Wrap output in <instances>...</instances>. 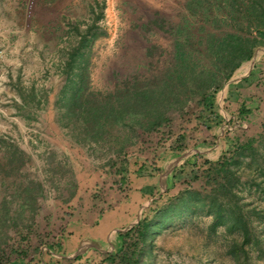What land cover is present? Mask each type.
Listing matches in <instances>:
<instances>
[{"label": "rangeland", "instance_id": "374dc122", "mask_svg": "<svg viewBox=\"0 0 264 264\" xmlns=\"http://www.w3.org/2000/svg\"><path fill=\"white\" fill-rule=\"evenodd\" d=\"M189 1L0 0V264L41 257L44 246L55 245V235H50L65 231L86 199L105 201L111 191L125 192L127 183L121 174L136 171L133 161L147 165L143 171L147 174L162 170L158 150L170 148L178 137L183 141L175 146L179 152L185 148V138L189 147L197 139L214 145L215 138L205 135L210 127H221L222 121L215 122L219 107L212 103L229 81L204 101L170 112L168 120L151 132L120 129L107 142L81 146L62 126L66 63L78 47L79 33L91 28V40L80 48L81 56H76L70 71H82L84 96L102 102L130 90L135 78L153 81L170 69L174 27L182 21ZM253 63H264V45L243 67ZM50 115L67 146L49 127ZM231 127L240 132L245 128L239 121ZM126 138L120 149L116 139ZM251 140L256 159L241 157L239 167H230L236 177L230 182L238 197L234 202L246 231L214 227L206 208L183 211L144 245L135 232L120 245L110 236L107 248L90 258V264H264V124L257 137L241 144ZM237 144L225 147L207 170L192 174L187 179L192 185L183 189L206 196L213 187L212 180L207 181L208 175L214 178L212 167L231 161ZM93 174L99 176L97 182L88 184ZM179 193L160 201L158 193L151 196L155 203L145 208L139 223H154L155 211L175 203ZM226 200L231 208L236 206L229 192L221 198L222 204Z\"/></svg>", "mask_w": 264, "mask_h": 264}, {"label": "trees", "instance_id": "16d2710c", "mask_svg": "<svg viewBox=\"0 0 264 264\" xmlns=\"http://www.w3.org/2000/svg\"><path fill=\"white\" fill-rule=\"evenodd\" d=\"M185 11L182 21L174 27V60L170 69L153 81L135 78L130 90L109 95L102 102H92L84 96L82 71H70L76 56H81L80 48L91 40L88 38L91 28L79 33L78 47L66 63L67 81L60 99L65 107L62 126L76 144L91 146L107 142L120 129L133 134L155 130L168 120L170 112L183 111L187 105L214 95L241 64L251 59L254 50L264 45V0H191ZM128 140L115 142L122 149ZM252 142L238 143L231 161H219L212 167H215L214 178L208 175L207 181L212 180L213 187L206 196L198 191L180 192L175 203L155 211L154 223H138L122 235L121 242L135 232L144 245L179 212L204 208L206 214L213 216L214 227L246 231L245 223L238 217V204L234 202L238 197L233 192L235 185L231 186L230 182L236 177L230 167H239L241 157L256 159ZM14 159L12 156L11 160ZM227 192L231 203L236 204L232 208L229 201L223 204L221 201Z\"/></svg>", "mask_w": 264, "mask_h": 264}, {"label": "crops", "instance_id": "0c3cea01", "mask_svg": "<svg viewBox=\"0 0 264 264\" xmlns=\"http://www.w3.org/2000/svg\"><path fill=\"white\" fill-rule=\"evenodd\" d=\"M243 66L241 64L234 72L233 77L223 88L221 97L215 95L213 100L212 104L219 107L216 117L218 119L215 122L222 121V125L210 127L205 136H209V140L215 138L214 145L210 146L207 140L197 139L192 141L189 147L190 144H187L185 138V148H180L183 150L179 152L175 146H178V142L182 144L183 141L182 137H178V141H173L170 148L158 150L157 163L162 170L147 174L143 172L148 168L147 165L138 164L137 160L133 161V166L138 165L136 171L132 173L129 170V173L121 174L124 183H127L124 185L127 186L125 192L111 191L105 201L86 199L75 211V215L69 218L66 230L56 231L57 234L50 235H55L54 246H44L41 257L34 258L32 262L26 259L13 264H90V258H95L98 252L107 248L110 236L114 235L116 244L120 245L122 235L127 232L124 230L137 225L140 215L147 210L145 208L155 203L152 201L156 198L151 196L158 193L159 201L175 197L179 192L185 191L183 188H188V184L192 185L187 179L196 172L207 170V165L217 161L225 147L257 137L264 124V63H253L247 72L242 71ZM58 93L55 95L56 98ZM220 98L224 107L220 103ZM48 102L52 108L53 100L49 99ZM220 108H223V111ZM238 121L245 127L241 132L234 131L231 127ZM48 122L49 127L59 135L58 141L67 146L63 131L55 125L53 115H50ZM93 175L88 184L97 182L98 175ZM162 191L164 192L160 196ZM165 196L167 199H164ZM84 246H88V250L82 256H78V251Z\"/></svg>", "mask_w": 264, "mask_h": 264}, {"label": "bare ground", "instance_id": "6f19581e", "mask_svg": "<svg viewBox=\"0 0 264 264\" xmlns=\"http://www.w3.org/2000/svg\"><path fill=\"white\" fill-rule=\"evenodd\" d=\"M243 68H244V70H245V71H247V69H248V66H246V67H243ZM243 68H242V69H243Z\"/></svg>", "mask_w": 264, "mask_h": 264}]
</instances>
